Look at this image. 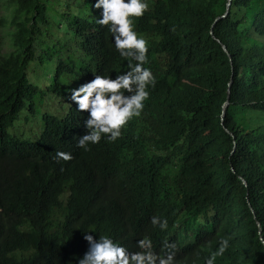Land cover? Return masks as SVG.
I'll return each mask as SVG.
<instances>
[{"label":"trees","instance_id":"trees-1","mask_svg":"<svg viewBox=\"0 0 264 264\" xmlns=\"http://www.w3.org/2000/svg\"><path fill=\"white\" fill-rule=\"evenodd\" d=\"M58 1L9 0L0 19L13 28L0 55V264H77L85 231L131 250L169 240L177 264H203L230 236L216 264H264V0H232L225 16L229 0H149L134 24L155 85L121 137L87 151L69 90L126 62L107 26ZM52 98L61 109L42 112L41 136L19 134L24 113L40 134L38 104Z\"/></svg>","mask_w":264,"mask_h":264},{"label":"clouds","instance_id":"clouds-1","mask_svg":"<svg viewBox=\"0 0 264 264\" xmlns=\"http://www.w3.org/2000/svg\"><path fill=\"white\" fill-rule=\"evenodd\" d=\"M91 7L100 10L96 23L107 26L112 46L125 59L126 70L114 77L94 74L90 80L69 90L70 101L84 116L86 131L79 135L76 146L85 151L101 139L113 142L121 137L128 122L141 115L156 79L151 67L145 66L148 41L138 34L134 24V18L148 11L149 0H94ZM56 156L63 160L72 158L65 151H57ZM150 223L160 230L168 227L167 218L157 215L150 217ZM257 228H260L259 221ZM91 232L95 231L83 234L87 250L77 264H177L175 244L169 240L162 241L157 251L151 238L145 235L135 241L136 250H131L111 235L98 234L94 238ZM230 239V236L220 237L214 250L203 257V264H216L217 257L230 248Z\"/></svg>","mask_w":264,"mask_h":264},{"label":"rangeland","instance_id":"rangeland-1","mask_svg":"<svg viewBox=\"0 0 264 264\" xmlns=\"http://www.w3.org/2000/svg\"><path fill=\"white\" fill-rule=\"evenodd\" d=\"M9 0H0V19L8 18L10 16L11 9H7ZM94 3V0H72V5L70 0H62L61 3L55 2L56 6H58L61 10L67 12L71 15V17L75 14L80 16H84L88 20H93L99 18V9L92 8L91 5ZM96 12V13H95ZM13 28L9 25L0 26V55L7 54L12 51V40H11V33ZM32 71L41 73V70L36 67V65H32ZM39 108L36 111V119H38L39 126H40V134L38 135V131L36 128H33V125L36 122L26 121L27 114L24 113L21 115V119L19 121V134L24 132V135L30 137V139H35L37 136L38 138L41 136L42 133V125H43V118L42 112H49L52 114H57V112L61 109L60 100L58 98H52L50 100H44L42 104L39 101ZM55 112V113H54ZM181 236H185L183 234H179ZM192 237V236H190ZM192 239L190 238L189 241H184V244L191 242Z\"/></svg>","mask_w":264,"mask_h":264},{"label":"water","instance_id":"water-1","mask_svg":"<svg viewBox=\"0 0 264 264\" xmlns=\"http://www.w3.org/2000/svg\"><path fill=\"white\" fill-rule=\"evenodd\" d=\"M231 1H232V0H229V2H228V7H227V10H226V13H225L223 16H225V15L229 12ZM211 33H213V31H211ZM223 47H224V49L226 50V45H224ZM231 83H232V80L230 81L229 86L231 85ZM228 102H229V95H228L227 102H226V104H225V106H224V110H225V111H226L227 106H228V104H229ZM224 115H225V113H223V120H224ZM236 149H237V147H236ZM236 149H235V150H236Z\"/></svg>","mask_w":264,"mask_h":264},{"label":"bare ground","instance_id":"bare-ground-1","mask_svg":"<svg viewBox=\"0 0 264 264\" xmlns=\"http://www.w3.org/2000/svg\"><path fill=\"white\" fill-rule=\"evenodd\" d=\"M163 240V239H162Z\"/></svg>","mask_w":264,"mask_h":264}]
</instances>
